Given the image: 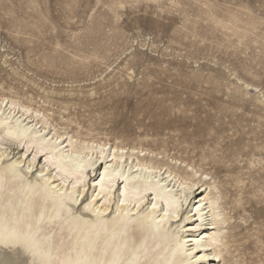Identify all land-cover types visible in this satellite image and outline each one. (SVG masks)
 I'll list each match as a JSON object with an SVG mask.
<instances>
[{
  "label": "rangeland",
  "instance_id": "obj_1",
  "mask_svg": "<svg viewBox=\"0 0 264 264\" xmlns=\"http://www.w3.org/2000/svg\"><path fill=\"white\" fill-rule=\"evenodd\" d=\"M3 93L75 140L208 172L249 208L236 259L264 264V0H0Z\"/></svg>",
  "mask_w": 264,
  "mask_h": 264
},
{
  "label": "bare ground",
  "instance_id": "obj_2",
  "mask_svg": "<svg viewBox=\"0 0 264 264\" xmlns=\"http://www.w3.org/2000/svg\"><path fill=\"white\" fill-rule=\"evenodd\" d=\"M23 102L0 95V264H241L243 197L228 207L193 164L75 140Z\"/></svg>",
  "mask_w": 264,
  "mask_h": 264
}]
</instances>
